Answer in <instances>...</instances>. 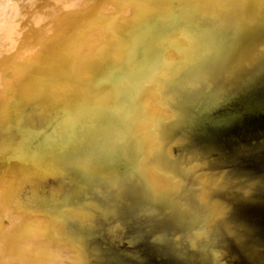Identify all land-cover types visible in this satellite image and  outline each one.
I'll use <instances>...</instances> for the list:
<instances>
[{
    "label": "water",
    "instance_id": "water-1",
    "mask_svg": "<svg viewBox=\"0 0 264 264\" xmlns=\"http://www.w3.org/2000/svg\"><path fill=\"white\" fill-rule=\"evenodd\" d=\"M0 264H264V0H0Z\"/></svg>",
    "mask_w": 264,
    "mask_h": 264
}]
</instances>
